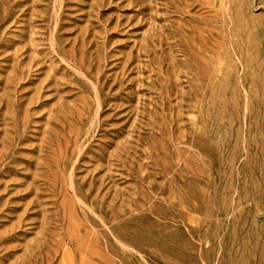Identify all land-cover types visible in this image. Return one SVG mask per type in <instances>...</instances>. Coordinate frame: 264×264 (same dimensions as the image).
I'll return each instance as SVG.
<instances>
[{
    "label": "rangeland",
    "instance_id": "rangeland-1",
    "mask_svg": "<svg viewBox=\"0 0 264 264\" xmlns=\"http://www.w3.org/2000/svg\"><path fill=\"white\" fill-rule=\"evenodd\" d=\"M0 264H264V0H0Z\"/></svg>",
    "mask_w": 264,
    "mask_h": 264
},
{
    "label": "bare ground",
    "instance_id": "bare-ground-1",
    "mask_svg": "<svg viewBox=\"0 0 264 264\" xmlns=\"http://www.w3.org/2000/svg\"><path fill=\"white\" fill-rule=\"evenodd\" d=\"M241 71V70H240ZM246 100V99H245ZM237 166V165H236Z\"/></svg>",
    "mask_w": 264,
    "mask_h": 264
}]
</instances>
